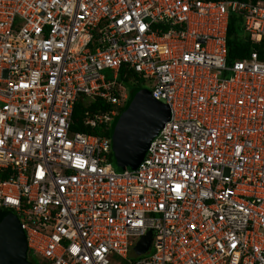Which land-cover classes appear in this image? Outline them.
Returning a JSON list of instances; mask_svg holds the SVG:
<instances>
[{
    "label": "built area",
    "instance_id": "1",
    "mask_svg": "<svg viewBox=\"0 0 264 264\" xmlns=\"http://www.w3.org/2000/svg\"><path fill=\"white\" fill-rule=\"evenodd\" d=\"M132 74L168 118L116 171ZM0 211L45 264H264V0H0Z\"/></svg>",
    "mask_w": 264,
    "mask_h": 264
},
{
    "label": "water",
    "instance_id": "2",
    "mask_svg": "<svg viewBox=\"0 0 264 264\" xmlns=\"http://www.w3.org/2000/svg\"><path fill=\"white\" fill-rule=\"evenodd\" d=\"M168 118L164 104L151 99L147 90L137 91L125 109L115 118L111 136V154L119 170L135 169L149 141ZM152 233L147 231L132 251L136 256L146 253ZM0 264H31L26 259L24 234L17 218L7 213L0 221Z\"/></svg>",
    "mask_w": 264,
    "mask_h": 264
},
{
    "label": "trees",
    "instance_id": "3",
    "mask_svg": "<svg viewBox=\"0 0 264 264\" xmlns=\"http://www.w3.org/2000/svg\"><path fill=\"white\" fill-rule=\"evenodd\" d=\"M225 44H226V51H227V56H226L227 63H231L232 61H234L236 59L243 58L250 49H256V48L258 49V47L256 45H251L248 43L246 35L242 32L241 21L235 15H230L228 17ZM130 77L136 78V76L134 74L130 75ZM128 78H129V76H128ZM136 92H137L136 90L135 91L132 90L131 93L129 92L130 93L129 99L127 100L126 105L122 108L121 112L125 109L129 100L131 99V97ZM97 107L100 108V105L96 101V102H93L88 107V109L94 110ZM81 110H82L81 104L79 102L76 103L74 105L72 115H71L72 121H73V124L71 125V128H70L71 131L75 130V131H85L86 132L85 128L81 127V125L79 124V119H80L79 114H80ZM7 213H9V212L8 211H0V221L4 218V216ZM26 259L31 264H39L36 262V259H30V258H28V256H26Z\"/></svg>",
    "mask_w": 264,
    "mask_h": 264
},
{
    "label": "rangeland",
    "instance_id": "4",
    "mask_svg": "<svg viewBox=\"0 0 264 264\" xmlns=\"http://www.w3.org/2000/svg\"><path fill=\"white\" fill-rule=\"evenodd\" d=\"M103 75L105 76V78H109L110 74L109 72L107 71H103ZM123 84H124V87L126 88L127 90V93H128V99H129V94L131 93L132 90H136V91H139V90H145V84H141V81L134 78V77H130L128 78L126 81H123ZM130 92V93H129ZM79 110V109H78ZM81 113V112H80ZM77 115V114H76ZM78 117V116H77ZM79 118H80V114H79ZM114 121H111L108 125V136L111 140V136H112V133H113V128H114ZM110 165L113 169H115L116 171L119 170V168L116 166L115 164V161H114V158L111 157V161H110ZM28 258L30 257V254L28 253ZM34 258L36 259V262L39 263V264H45V262L43 261V259L41 257H38V256H34ZM137 257L136 256H130L128 257V260L131 261V260H134L136 259ZM31 259V258H30ZM125 262H120L119 264H124Z\"/></svg>",
    "mask_w": 264,
    "mask_h": 264
},
{
    "label": "clouds",
    "instance_id": "5",
    "mask_svg": "<svg viewBox=\"0 0 264 264\" xmlns=\"http://www.w3.org/2000/svg\"><path fill=\"white\" fill-rule=\"evenodd\" d=\"M121 113V112H120ZM111 157H112V154H111Z\"/></svg>",
    "mask_w": 264,
    "mask_h": 264
}]
</instances>
